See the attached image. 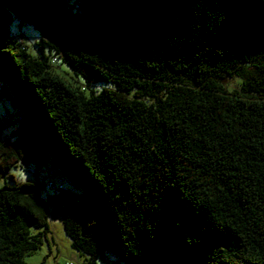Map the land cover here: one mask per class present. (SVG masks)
Wrapping results in <instances>:
<instances>
[{"label": "trees", "instance_id": "16d2710c", "mask_svg": "<svg viewBox=\"0 0 264 264\" xmlns=\"http://www.w3.org/2000/svg\"><path fill=\"white\" fill-rule=\"evenodd\" d=\"M0 98V178L71 188H0V264L54 220L82 264H264V0H0Z\"/></svg>", "mask_w": 264, "mask_h": 264}, {"label": "rangeland", "instance_id": "374dc122", "mask_svg": "<svg viewBox=\"0 0 264 264\" xmlns=\"http://www.w3.org/2000/svg\"><path fill=\"white\" fill-rule=\"evenodd\" d=\"M9 33L13 36H17L26 47L27 51L32 53V45L39 40V35L32 29L31 26L18 23V20H14L9 27ZM55 72L59 73L68 82H73L74 77L68 68L65 66L52 68ZM66 73V74H65ZM224 85L228 89L236 88L235 80H226ZM6 99L0 98V115L7 113L13 114V108ZM9 130L3 132L7 135ZM48 166L38 165H26V166H11L5 176L0 178V188L4 185H13L23 182L39 183L45 186L48 177L51 172ZM54 172V171H53ZM10 176L13 178L11 180ZM55 183H61L64 190H71L69 185L62 180L54 179ZM49 190L45 189L40 191L42 200L46 196L50 195ZM51 234L46 236V240H42L39 248L29 255H23L22 259L26 264H82L85 257L70 247V241L66 237L61 223L59 221L49 222ZM121 264V263H119Z\"/></svg>", "mask_w": 264, "mask_h": 264}, {"label": "built area", "instance_id": "2783aa9c", "mask_svg": "<svg viewBox=\"0 0 264 264\" xmlns=\"http://www.w3.org/2000/svg\"><path fill=\"white\" fill-rule=\"evenodd\" d=\"M45 188L51 191L53 197H58V195L63 192V188L61 186H57L52 180H49L46 183Z\"/></svg>", "mask_w": 264, "mask_h": 264}, {"label": "water", "instance_id": "95a60500", "mask_svg": "<svg viewBox=\"0 0 264 264\" xmlns=\"http://www.w3.org/2000/svg\"><path fill=\"white\" fill-rule=\"evenodd\" d=\"M48 167H49V171L51 172V175H50V177H48L46 183H47L49 180H52V181L55 183L54 179H56V177H57L59 180H61V178H60L59 174L57 173V171L55 170L54 166H53V165H49ZM53 171H54V172H53ZM55 184H56V183H55ZM45 185H46V184H45ZM56 185H57V186H61V187L63 188V186H62L61 183H58V184H56ZM63 191H64V188H63Z\"/></svg>", "mask_w": 264, "mask_h": 264}, {"label": "crops", "instance_id": "0c3cea01", "mask_svg": "<svg viewBox=\"0 0 264 264\" xmlns=\"http://www.w3.org/2000/svg\"><path fill=\"white\" fill-rule=\"evenodd\" d=\"M57 180H59L57 177H56ZM58 221V220H57Z\"/></svg>", "mask_w": 264, "mask_h": 264}]
</instances>
